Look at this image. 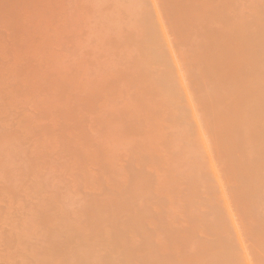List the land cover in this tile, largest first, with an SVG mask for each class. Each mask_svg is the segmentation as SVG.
Returning a JSON list of instances; mask_svg holds the SVG:
<instances>
[{"label": "rangeland", "instance_id": "rangeland-1", "mask_svg": "<svg viewBox=\"0 0 264 264\" xmlns=\"http://www.w3.org/2000/svg\"><path fill=\"white\" fill-rule=\"evenodd\" d=\"M263 67L264 0H0V264H264Z\"/></svg>", "mask_w": 264, "mask_h": 264}, {"label": "bare ground", "instance_id": "bare-ground-1", "mask_svg": "<svg viewBox=\"0 0 264 264\" xmlns=\"http://www.w3.org/2000/svg\"><path fill=\"white\" fill-rule=\"evenodd\" d=\"M259 8H260V7H259ZM255 12H256V11H255ZM174 20H175V19H174ZM250 21H251V20H250ZM241 22H242V21L240 20V23H241ZM173 23H175V22H173ZM236 23H237V22H236ZM240 23H239V24H240ZM251 23H252V22H251ZM239 24H237V25H239ZM243 24H244V23H243ZM253 24H254V23H253ZM230 25H231V24H230ZM235 25H236V24H235ZM176 26H177V25H176ZM232 26H233V25H232ZM244 26H245V24H244ZM230 27H231V26H230ZM234 27H235V26H234ZM237 27H239V26H237ZM245 27H246V26H245ZM161 28H162V27H161ZM246 28H247V27H246ZM246 28H245V29H246ZM233 29H235V28H233ZM240 29H241V27H240ZM162 30H163V29H162ZM237 30H238V29H237ZM234 32H235V31H234ZM239 32H240V30H239ZM244 32H246V31L244 30ZM232 33H233V32H232ZM237 33H238V32H237ZM241 34H242V33H241ZM241 34H240V35H241ZM256 34H257V33H256ZM256 34H255V35H256ZM231 35H232V34H231ZM234 35H235V34H234ZM237 35H239V34H237ZM243 35H244V34H243ZM246 35H247V34H246ZM161 36H162V35H161ZM171 37H172V36H171ZM233 37H234V36H233ZM231 38H232V36H231ZM239 38H241V37H239ZM243 38H244V37H243ZM243 38H242V40H243ZM161 39H162V37H161ZM163 39H164V38H163ZM233 39H234V38H233ZM151 40H152V38H151ZM164 40H165V39H164ZM242 40H241V41H242ZM145 41H146V40H145ZM147 41H150V40H147ZM152 41H154V40H152ZM232 41H236V40H232ZM149 43H150V42H149ZM149 43L147 42V43H145V44H149ZM151 43H153V42H151ZM234 44H235V43H234ZM236 44H237V43H236ZM242 44H243V43H242ZM240 45H241V44H240ZM244 45H245V44H244ZM235 46H236V45H235ZM235 46H234V47H235ZM147 47H149V46H146L145 51H146V49H148ZM243 48H244V47H243ZM248 48H249V47H248ZM255 48H256V47H255ZM235 49H236V48H235ZM143 50H144V46H143ZM237 50H238V48H237ZM241 50H242V48H241ZM145 51H143L142 55H143V54L145 55ZM233 52H235V50H233ZM237 52H238V51H237ZM248 52H249V51H248ZM246 53H247V52H246ZM190 54H191V53H190ZM190 54H189V55H190ZM142 55H141V56H142ZM182 55H183V54H182ZM191 55L193 56V54H191ZM143 57H145V56H143ZM143 57H142V58H143ZM189 57H190V56H189ZM195 57H196V56L193 57V58H194L193 60H192V57H191V60L194 61L195 64H197V61H196L197 59L195 60ZM142 58H141V59H142ZM187 59H190V58H187ZM187 59H186V60H187ZM232 59H233V58H232ZM232 59H231V61H233L234 63H236V61H235V60H232ZM146 60H147V58H146ZM146 60H145V61H146ZM238 61H239V59H238ZM256 61H257V60H256ZM143 62H144V61H143ZM147 62H148V61H147ZM155 62H156V61H155ZM155 62H154V64H155ZM186 62H188V61H186ZM141 63H142V61H141ZM149 63H151V62H149ZM159 63H161V62H159ZM190 63H191V62H190ZM193 64H194V63H193ZM195 64H194V66H195ZM254 64H255V63H254ZM256 64H257V63H256ZM256 64H255V65H256ZM259 64H260V63H259ZM259 64H258V65H259ZM142 65H143V64H142ZM144 65H146V67H147V64H146V63H145ZM144 65H143V66H144ZM149 65H150V64H149ZM149 65H148V67H150ZM151 65H153V64L151 63ZM159 65H160V64H159ZM173 65H174V64H173ZM176 65H177V64H176ZM185 65H186V64H185ZM190 65H191V64H190ZM156 66H157V65H156ZM187 66H188V63H187V65H186V68H187ZM199 66H200V65H199ZM199 66H198V67H199ZM251 66H252V65H251ZM151 67H152V66H151ZM171 67H172V65H171ZM174 67H175V65H174ZM198 67H197V68H198ZM252 67H253V66H252ZM180 68H181V67H180ZM186 68H185V69H186ZM188 68H189V67H188ZM192 68H193V66H192ZM197 68L195 67V70H196V71H198ZM199 68H200V67H199ZM202 68H203V67H202ZM263 68H264V67H263ZM263 68H262V69H263ZM185 69L182 68V70H185ZM190 69H191V68H190ZM258 69H259V68H258ZM191 70H192V69H191ZM200 70H201V69H200ZM203 70H204V69H203ZM203 70H201V71H203ZM219 70H221V69H219ZM219 70L214 69V72H215V73H216V71L220 72ZM263 70H264V69H263ZM153 71H154V70H153ZM186 71H187V70H186ZM192 71H193V70H192ZM184 72H185V71H184ZM187 73L191 75L193 72L189 73V72L187 71ZM187 73H186V75L188 76ZM212 73H213V72H212ZM215 73H214V74H215ZM177 74H178V73H177ZM179 74H181V73H179ZM193 74H194V73H193ZM193 74H192V78H193ZM216 74H217V73H216ZM241 74H242V73H241ZM263 74H264V73H263ZM196 75H197V73H196ZM242 75H244V74H242ZM177 76H178V75H177ZM184 76H185V75H184ZM187 76H186V77H187ZM206 76H207V75H206ZM214 76H215V75H213V77H214ZM216 76H217V75H216ZM216 76H215V77H216ZM162 77H163V76H162ZM196 77H199V78L201 79V76H200V75H197ZM202 77H205V76L202 75ZM180 78H181V75H180ZM207 78L209 79L208 76H207ZM211 78H212V77H211ZM211 78H210V79H211ZM161 79H162V78H161ZM182 79H183V78H182ZM182 79H181V80H182ZM186 79L188 80L189 78H186ZM203 79H204V78H203ZM203 79H201V82H200V83L202 84L201 88H203V82H202V81H204ZM205 79H206V78H205ZM208 79H206L205 81L207 82ZM213 79H214V78H213ZM162 80H163V79H162ZM162 80H161V81H162ZM179 80H180V79H179ZM179 80H178V81H179ZM183 80H184V79H183ZM187 80H186V81H187ZM192 80L194 81L195 78H193ZM192 80L189 81V82H193ZM197 80H199V79H196V81H197ZM159 81H160V80H159ZM199 81H200V80H199ZM162 82H163V81H162ZM162 82H160V83H162ZM179 82H180V81H179ZM183 82H184V81H183ZM194 82H195V81H194ZM196 83L200 84L198 81L195 82V84H196ZM207 83H209V80H208ZM162 84H163V83H162ZM164 84H165V83H164ZM164 84H163V85H164ZM181 84H182V83H181ZM204 84H205V83H204ZM237 84H238V83L235 82V87H239V86H237ZM190 85H191V84H190ZM193 85H194V84H193ZM205 85H207V86H206V89H208V90H209L210 88H212V87H208V84H205ZM108 86H109V85H108ZM108 86H107V88H108ZM167 86H168V85H167ZM185 86H186V85H185ZM196 86H197L198 88H200V86H198V85H196ZM155 87H156V86H155ZM157 87H158V86H157ZM207 87H208V88H207ZM261 87H263V86L261 85ZM102 88L104 89L105 87H102ZM113 88H114V87H113ZM118 88H119V86H118ZM118 88H115L116 91H118V90H117ZM159 88H160V85H159ZM194 88H196V87H194ZM194 88L192 87L191 89L194 90ZM198 88H197V89H198ZM201 88H200V89H201ZM111 89H112V88H111ZM160 89H161V88H160ZM191 89L189 88V91H191ZM197 89H196V90H197ZM238 89L241 91V93L243 92V91L241 90L242 88H241V89L238 88ZM155 90H156V89H155ZM162 90H164V88H163ZM162 90H161L160 92H163ZM184 90H186V89H184ZM193 90H192V93H193L194 95H196L195 90H194V92H193ZM198 90H199V89H198ZM198 90H197V91H198ZM201 90L204 91V90H205V86H204V90H203V89H201ZM210 90H211V89H210ZM252 90H253V89H252ZM103 91H104V90H103ZM109 91L112 92V90H109ZM114 91H115V90H114ZM153 91H154V90H153ZM164 91H165V90H164ZM186 91H187V90H186ZM234 91H235V90H234ZM240 91H239V92H240ZM105 92H106V91H105ZM105 92H104V94H105ZM157 92H158V91H156V92H154V93H157ZM184 92H185V91H184ZM231 92H232V91H231ZM246 92H247V91H246ZM246 92H245V93H246ZM255 92H256V91H255ZM114 93H115V92H114ZM199 93H200V91H199ZM241 93H238V94H241ZM250 93H251V91H250ZM250 93H248V92L246 93V94L248 95V97L246 96V94H243V93L241 94L242 96L244 95V99L248 98L247 102H249V100H250V98H251V96H249ZM107 94H109V93H107ZM115 94H116V93H115ZM193 94H192V95H193ZM227 94H228V93H227ZM235 94H236V93H235ZM112 95H114V94H113V93H112V94L110 93V96H111V97H112ZM116 95H117V94H116ZM153 95H155V94H153ZM158 95H159V94H158ZM241 95H240V97H241V100H242V101H241V100H240V101L238 100V102H239V103L242 102L241 105L243 106V102H245V100L243 99V97H242ZM236 96H237V95H236ZM238 96H239V95H238ZM101 97H102V96H101ZM103 97H105V96H103ZM115 97H116V96H115ZM153 97H154V96H153ZM155 97H156V95H155ZM157 97H158V96H157ZM157 97H156V99H157ZM160 97H161V96H160ZM106 98H107V96H106ZM158 98H159V97H158ZM227 98H228V97H227ZM99 99H100V98H99ZM109 99H112V98H109ZM113 99H114V97H113ZM115 99H116V98H115ZM134 99H135V98H134ZM154 99H155V98H154ZM224 99H225V98H224ZM228 99H229V98H228ZM237 99H238V98H236V100H237ZM158 100H159V99H158ZM217 100H218V99H217ZM243 100H244V101H243ZM101 101H102V100H101ZM114 101H115V100H114ZM140 101H141V100H140ZM140 101H139V102H140ZM150 101H151V100H150ZM150 101H149V102H150ZM199 101H200V100H199ZM202 101H203V100H202ZM202 101H201V102H202ZM221 101H222V100H221ZM226 101H227V100H226ZM226 101H225V102H226ZM109 102L111 103V101H109ZM139 102H137V103L139 104ZM188 102H189V101H188ZM194 102H196V101H194ZM207 102H211V101L208 100V101H206V103H207ZM217 102H218V101H217ZM228 102H229V101H228ZM155 103H156V102H155ZM196 103H198V102H196ZM206 103H205V105H206ZM214 103H216V102H214ZM104 104H105V103H104ZM134 104H135V102H134ZM145 104H146V103H145ZM147 104H154V103H147ZM191 104H192V103H191ZM198 104H199V103H198ZM202 104H204V102H203ZM217 104H222V103H220V101H219V103H217ZM217 104H215V105H217ZM244 104H246V102H245ZM108 105H109V104H108ZM111 105H112V104H111ZM113 105H114V104H113ZM136 105H137V104H136ZM141 105H142V104H141ZM207 105H208V104H207ZM207 105H206V106H207ZM211 105L214 106L213 102L210 104V106H211ZM225 105H226V104H224V107H225V109H226V106H225ZM134 106H135V105H134ZM192 106H193V104L191 105V107H192ZM196 106H198V105H196ZM202 106H203V105H202ZM208 106H209V105H208ZM208 106H207V107H208ZM213 106H211V107H213ZM220 106H221V105H220ZM142 107H143V105H142ZM142 107H141V108H142ZM147 107H148V105H147ZM203 107H204V106H203ZM207 107H206V108H207ZM211 107H209L208 109H211ZM217 107H218V106H217ZM217 107L215 106V108H217ZM227 107H228V106H227ZM239 107L242 108V107L239 105V106H238V109H239ZM112 108H113V107H112ZM206 108H204V110H203V112H202L203 115L205 114V110H206ZM218 108H219V107H218ZM218 108H217V109H218ZM220 108L223 109V107H220ZM131 109H132V108H131ZM136 109H137V107H136ZM136 109H135V110H136ZM142 109H143V108H142ZM148 109H149V108H148ZM194 109H195V108H194ZM194 109H193V110H194ZM197 109H199V110L201 109V111H202L201 106L197 107ZM197 109H196V110H197ZM208 109H207V110H208ZM137 110H139V107H138ZM146 110H147V109H146ZM150 110H151V109H150ZM193 110H192V111H193ZM207 110H206V113L208 114L209 111H207ZM212 110H213V108L211 109V113H212ZM227 110H228V109H227ZM129 111H130V110H129ZM140 111H141V110H140ZM148 111H149V110H148ZM201 111H200V112H201ZM216 111H217V110H216ZM218 111H219V112H218L219 114H221V115L223 114V113H220V112H222V111H220V110H218ZM225 111H226V110H225ZM225 111H223V112L226 113ZM132 112H133V111H132ZM141 112H142V111H141ZM195 112H196V111H195ZM198 112H199V111H198ZM200 112H199V113H200ZM238 112H239V111H238ZM127 113H128V112H127ZM202 113H200V114H202ZM211 113H209L210 116H211ZM214 113H215V112L213 111V114H214ZM130 114H131V113H130ZM133 114H134V113H133ZM146 114H148V112H147ZM193 114H194V113H193ZM200 114H199V115H200ZM216 114H217V113H216ZM228 114H229V113H228ZM135 115H136V114H135ZM197 115H198V114H197ZM132 116H133V115H132ZM132 116H131V117H132ZM205 116H208V117H209V115H206V114H205ZM205 116H204V117H205ZM217 116H218V115H217ZM201 117H202V116H201ZM208 117H205V118L208 119ZM218 117H219V116H218ZM226 117H227V116H226ZM263 117H264V115H263ZM126 118H128V116H127ZM202 118H203V117H202ZM218 119H219V118H218ZM197 120H198V119H196V121H197ZM256 120H257V119H256ZM256 120H255V121H256ZM260 120H262V119H260ZM263 120H264V119H263ZM132 121H133V120H132ZM213 121H215V120H213ZM203 122H204V121H202V123H203ZM257 122H258V121H257ZM263 122H264V121H263ZM195 123L198 124V122H195ZM209 123H210V122H209ZM212 123H213V122H212ZM212 123H211V124H212ZM222 123H223V125H224L225 128L223 127ZM222 123H220L219 126L221 125V126L223 127V130H225V129L227 128L225 131L227 132V135H226L227 138H226V139H227V142H228V139H229V141H230L231 138H232L231 135H228V129H229L228 127H229V126L226 127V126L229 125V124H227V122H222ZM224 123H225V124H224ZM125 125H126V124H125ZM161 125H163V124H161ZM198 125H199V124H198ZM102 126H103V125H102ZM157 126L159 127L158 124H157ZM194 126H195V125H194ZM196 126H197V125H196ZM219 126L217 125V129L219 128V130H217L216 133H217L218 131L221 132L222 127L220 126V127H221V129H220ZM231 126H232V125H231ZM208 127H210V125H209ZM208 127H207V128H208ZM242 127H245V126L243 125ZM162 128H163V126H162ZM170 128H171V127H170ZM201 128H203V127H201ZM207 128H204V129H207ZM210 128H211V127H210ZM213 128H214V127H213ZM231 128H234V127H231ZM231 128H230V129H231ZM245 128H246V127H245ZM247 128H248V127H247ZM155 129H156V128H155ZM160 129H161V128H160ZM160 129H159V130H160ZM204 129H203V131L205 132L206 130H204ZM167 130H168V129H167ZM169 130H170V129H169ZM191 130H192V129H191ZM197 130H198V129H197ZM207 130L210 131L211 129L209 130V128H208ZM246 130H247V129H245V130H243V131H246ZM102 131H103V130H102ZM155 131H156V130H155ZM162 131H163V129H162ZM164 131H165V129H164ZM194 131H195V129H194ZM194 131H193V132L190 131V132L194 133ZM208 131H206V132H208ZM211 131H212V130H211ZM225 131H222V133L224 132V134H225ZM172 132H173V131H172ZM188 132H189V131H188ZM240 132H242V131L239 130V133H240ZM247 132H248V131H246V133H247ZM249 132H250V131H249ZM157 133H158V132H157ZM159 133H160V132H159ZM229 133H232V131L230 130ZM236 133L238 134V132H236ZM243 133H245V132H243ZM243 133H242V134H243ZM246 133H245V134H246ZM251 133H252V132H251ZM189 134H190V133H189ZM202 134H203V133H202ZM249 134H250V133H249ZM62 135H64V134H62ZM102 135H103V134H102ZM146 135H148V134H146ZM160 135H161V134H160ZM165 135H166V132H165ZM170 135H171V134H170ZM173 135H174V133H173ZM192 135H193V134H192ZM192 135H190V137H192ZM194 135H195V134H194ZM198 135H199V134H198ZM216 135L218 136V135H219V132H218V134H216ZM220 135H222V134H220ZM220 135H219V139H217V137H216V139H215V140H217V141H215V143L217 142L218 145H222L223 143H226V142L223 141V139H225V138H224L225 136L222 135V137H223V138H222ZM247 135H248V134H247ZM151 136H153V135L151 134ZM158 136H159V135H158ZM253 136H254V135H251L252 138H253ZM155 137H156V135H155ZM155 137H154V138H155ZM159 137H160V136H159ZM211 137H212V136H211ZM211 137H210V136H207V140H205V138H204L205 141L203 140V141H201V142H206V141H208V138H209L211 141H213ZM213 137H214V136H213ZM220 137L222 138V140L220 139ZM229 137H230V138H229ZM245 137H247V136H245ZM154 138H153V139H154ZM164 138H166V137H164ZM192 138H193V137H192ZM192 138H191V140H192ZM150 139H151V138H150ZM173 139H174V138H173ZM173 139H172V140H173ZM226 139H225V140H226ZM166 140H167V139H165V141H166ZM169 140H170V139H169ZM218 140H221V141L218 142ZM162 141H163V140H162ZM162 141H159V142H162ZM176 141H177V140H176ZM211 141H210V142H211ZM231 141H232V140H231ZM247 141L250 142L249 139H248ZM220 142H221L222 144H219ZM232 142H233V141H232ZM217 143H216V145H217ZM156 144H157V141H156ZM158 144H159V143H158ZM167 144H168V142H167ZM205 144H207V142H206ZM228 144H229V143H228ZM165 145H166V144H165ZM212 145H214L213 142H212ZM212 145H211V147H210L211 150H213V149L216 148L215 146H214V148H212ZM226 145H227V144H226ZM226 145L224 144V146H226ZM79 146H80V145H79ZM155 146H157V145H155ZM160 146H163V142H162V145H160ZM203 146H204V145H203ZM224 146L218 147V149H221V151H218L219 153L221 152V154H222L223 149H224V148L222 149V147H224ZM152 147H153V146H152ZM207 147H209V145H208ZM156 148H157V147H155V151H157ZM177 148H178V147H177ZM205 148H206V146H205ZM210 148H208V149H210ZM263 148H264V146H263ZM263 148H262V149H263ZM78 149H79V147H78ZM150 149H152V148H150ZM169 149L171 150V148H169ZM174 149H175V148H174ZM206 149H207V148H206ZM143 150H144V149H143ZM162 150H163V149H162ZM215 150H216V152H217V149H215ZM215 150H213V151L215 152ZM228 150H229V149H228ZM76 151H77V150H76ZM155 151H154V152H155ZM158 151H159V148H158ZM164 151H165V149H164ZM168 151H169V150H168ZM168 151H167V152H168ZM173 151H174V150H173ZM204 151H205V150H204ZM206 151H207V150H206ZM82 152L84 153V151H82ZM159 152H160V151H159ZM162 152H163V151H162ZM162 152H161V153H162ZM167 152L165 151V153H167ZM218 152H217V153H218ZM225 152H226V151L224 150L223 153H225ZM261 152H263V151H261ZM139 153H140V152H138L137 155H139ZM141 153H142V152H141ZM145 153H146V152H145ZM145 153H144V154H145ZM231 153H232V152H230V154H231ZM147 154H148V153H147ZM151 154H152V153H151ZM209 154H210V153H209ZM214 154L217 155L216 153H214ZM221 154H220V156H223V155H221ZM225 154H228V151H227ZM81 155H82V154H81ZM81 155H80V157H81ZM142 155H143V154H142ZM142 155H141V156H142ZM166 155H167V154H166ZM231 155H232V154H231ZM76 156H77V155H76ZM168 156H170V155L168 154ZM220 156H219V155L216 156L215 160L217 159V157L220 158ZM227 156H229V155H225V157L228 158L227 160H229V157H227ZM214 157H215V156H214ZM136 158H137V156H136ZM104 159L106 160V158H104ZM137 159H139V157H138ZM148 159H149V158H148ZM220 159H221V158H220ZM102 160H103V159H102ZM105 160H104V162H105ZM141 160H142V159H141ZM144 160H145V158H144ZM160 160H162V159H160ZM160 160H158V161H160ZM167 160H168V159H167ZM221 160L226 161V160H224L223 157H222ZM136 162H137V161H136ZM143 162H144V161H143ZM155 162H156V161H155ZM106 163H107V162H106ZM144 163H145V162H144ZM153 163H154V162H153ZM225 163H226V162H225ZM139 164H140V163L138 162V165H139ZM230 164H231V163H230ZM101 165H102V164H101ZM105 165H106V164H104V166H105ZM141 165H142V163H141ZM104 166H103V167H104ZM110 166H111V165H110ZM144 166H145V165H144ZM229 166H230V165H228L227 167H229ZM107 167H108V166H107ZM147 167H148V166H147ZM213 167H214V166H213ZM217 167H218V166H217ZM141 168H142V166H141ZM145 168H146V167H145ZM145 168H144V169H145ZM149 168H150V167H149ZM231 168H232V167H230V169H231ZM152 169H153V168H152ZM213 169H214V168H213ZM222 169H223V168H222ZM226 169H227V168H226ZM230 169H229V170H230ZM263 169H264V168H263ZM139 171H140V169H139ZM144 171H145V170H144ZM151 171H152V170H151ZM155 171H156V169H155ZM213 171H215V170H213ZM148 172H149V170H148ZM211 172H212V171H211ZM262 172H263V170H262ZM115 173H116V172H115ZM122 173H123V172H122ZM153 173H155V172H153ZM153 173L151 172V174H153ZM175 173H176V172H175ZM144 174H145V173H144ZM156 174H157V173H156ZM173 174H174V173H173ZM216 174H218V173H216ZM243 174H244V173H243ZM245 174H247V173H245ZM262 174H263V173H262ZM105 175H107V173H106ZM121 175H124V174H121ZM237 175L240 176V178H239V177H236V180H237V186H238V183L241 182L240 179H242V178H241V175H240V174H237ZM144 176H145V175H143V177H144ZM174 176H175V175H174ZM216 176H217V175H216ZM244 176H246V175H244ZM244 176H243V177H244ZM254 176H255V175H254ZM89 177H90V176H89ZM221 177H222V176H221ZM161 178H162V177H161ZM232 178H233V177H232ZM238 178H239V181H238ZM244 178H245V177H244ZM246 178H247V177H246ZM156 179H158V177H157ZM252 179H253V178H252ZM252 179H251V180H252ZM91 180H92V179H91ZM167 180H168V179H167ZM229 181H230V180H229ZM244 181H245V179H244ZM246 181H247V180H246ZM248 181H249V180H248ZM248 181H247V182H248ZM88 182H89V181H88ZM157 182H158V181H157ZM157 182H156V184H157ZM222 182H223V181H222ZM234 182H235V181H234ZM247 182H245V183H247ZM245 183H243V180H242V184H243V185H241V186L243 187L244 185H246ZM158 184H159V183H158ZM170 184H171V183H170ZM248 184H249V183H248ZM248 184H247V186H249ZM160 185H161V184H160ZM239 185H240V184H239ZM161 186H164V185H161ZM164 187H165V186H164ZM168 187H169V186H168ZM235 187H236V186H235ZM235 187H234V188L232 187V188H233V189H236ZM263 187H264V186H263ZM222 188H223V187H222ZM244 188H245V187H244ZM99 189H100V188H99ZM163 189H164V188H163ZM173 189H174V188H173ZM246 189H247V188H246ZM161 190H162V189H161ZM175 190H176V189H175ZM240 190H241V188H240ZM248 190H249V189H247L246 191H248ZM250 190H251V189H250ZM257 190H260V189H257ZM257 190H256V191H257ZM98 191H99V190H98ZM164 191H165V190H164ZM168 191H169V190H168ZM172 191H173V190H172ZM242 191H243V190H242ZM242 191H240V192H242ZM246 191H244V192H246ZM252 191H254V190H252ZM262 191L264 192V190H262ZM262 191H260V192H262ZM161 192H163V191H161ZM161 192H160V190H159V193H160V194H161ZM233 192H236V191H233ZM233 192H232V193H233ZM159 193H158V194L156 193V194L159 195ZM168 193H169V192H168ZM168 193L166 192V195H167ZM237 193H238V192H237ZM250 193H252V192H250ZM54 194H56V193H54ZM54 194H53V195H54ZM156 194H155V195H156ZM164 194H165V193H164ZM233 194H234V193H233ZM239 194H242V193H239ZM258 194L260 195L259 192H258ZM258 194H257V196H258ZM262 194H264V193H261V196H262ZM56 195H57V194H56ZM170 195H171V194H170ZM235 195H236V194H235ZM253 195H254V194H253ZM253 195H252V196H253ZM159 196H160V195H159ZM162 196H163V195H162ZM224 196H225V195H224ZM240 196H241V195H240ZM244 196H245V194L243 195V197H244ZM248 196H249V198H250V194H248ZM263 196H264V195H263ZM54 197H55V196H54ZM54 197H53V198H54ZM56 197H57V196H56ZM156 197H157V196H156ZM169 197H170V196H169ZM236 197H237V196H234L233 199H234V198L236 199ZM246 197H247V196H246ZM163 198H164V197H163ZM256 198H257V197H256ZM258 198H260V196H259ZM258 198H257L256 200H259ZM261 198L264 199L263 197H261ZM261 198H260V199H261ZM55 199H56V198H55ZM158 199H159V198H158ZM165 199H167V198H165ZM251 199L254 200L255 198H252V197H251ZM160 200H162V199H160ZM172 201H174V200H172ZM233 201H235V200H233ZM242 201H243V200H242ZM262 201H263V200H262ZM157 202H158V201H157ZM161 202H162V201H161ZM164 202H165V201H164ZM164 202H163V203H164ZM168 202H169V201H168ZM170 202H171V201H170ZM229 202H230V201H229ZM231 202H232V201H231ZM243 202H244V201H243ZM99 203H100V202H99ZM173 203H174V202H173ZM223 203H224V201H223ZM236 203H237V204H240L241 202H240V203H239V202H236ZM97 204H98V203H97ZM225 204H226V203H225ZM233 204L235 205V203H233ZM244 204H246V203H244ZM222 205H223V204H222ZM231 205H232V204H231ZM153 206H155V205H153ZM224 206H225V205H224ZM226 206H227V205H226ZM228 206H229V205H228ZM232 206H233V205H232ZM232 206H231V207H232ZM246 206H247V205H246ZM246 206H245V208H246ZM261 206H262V205H261ZM57 207H58V206H56V209H57ZM95 207H96V206H95ZM156 207H157V206H156ZM220 207H222V206H220ZM239 207H240V206H239ZM53 208H55V207H53ZM97 208H98V207H97ZM173 208H175V207H173ZM227 208H228V207H227ZM236 208H237V207H236ZM242 208H243V207L241 206V209H240V210H242ZM245 208H244V209H245ZM75 209H76V208L74 207V210H75ZM155 209H156V208H155ZM221 209H222V208H221ZM224 209H226V208H224ZM234 209H235V207H234ZM251 209H252V210H251ZM251 209H250V210H251L252 212L255 211V210L253 211V208H251ZM256 209L261 210V209H259V207L256 208ZM70 210H71V209H70ZM76 210H77V209H76ZM227 210H228V209H227ZM229 210H230V209H229ZM229 210H228V211H229ZM232 210H233V208H232ZM235 210H236V209H235ZM235 210H234V211H235ZM246 210L248 211V209H246ZM246 210H244V211H246ZM262 210H264V207H263V206H262ZM262 210H261V211H262ZM53 211H55V210L53 209ZM71 211H72V210H71ZM238 211H239V210H238ZM76 212H77V211H76ZM81 212H82V211H81ZM87 212H88V211H87ZM87 212H86V213H87ZM255 212H256V211H255ZM51 213H52V212H51ZM74 213H75V212H74ZM162 213H164V212L162 211ZM162 213H160L161 216H162ZM238 213H239V212H238ZM246 213L249 214V212H246ZM246 213L244 212V215H243V213H242V215H243V216H246V215H247ZM75 214H76V213H75ZM79 214H80V213H79ZM90 214H91V212H90ZM92 214H93V213H92ZM228 214H230V211L228 212ZM228 214H227V216H228ZM245 214H246V215H245ZM256 214H258V213H255V216H254V217H259V216H256ZM259 214H260V213H259ZM52 215H53V214H52ZM77 215H78V213H77ZM82 215H83V214H82ZM94 215H95V214H94ZM166 215H167V213H166ZM231 215H232V214H230L229 216H231ZM239 215H240V214H239ZM242 215H241V216H242ZM262 215H264V214H262ZM54 216H55V215H54ZM56 216H57V214H56ZM75 216H76V215H75ZM83 216H84V215H83ZM88 216H89V215H87V217H88ZM243 216H242V217H243ZM250 216H251V214H250ZM250 216H249V217H250ZM58 217H59V216H58ZM72 217H74V216L72 215ZM90 217H91V216H90ZM169 217H170V216H169ZM236 217H238V216H236ZM92 218H94V217H92ZM95 218H96V217H95ZM162 218H163V217H162ZM164 218H165V217H164ZM231 218H233V216H232ZM239 218H240V217H239ZM251 218H252V217H251ZM260 218H261V217H260ZM10 219H13V218L10 217ZM15 219H16V218H15ZM15 219H14V220H15ZM77 219H79V218L77 217ZM160 219H161V218H160ZM167 219H168V218H167ZM240 219H241V218H240ZM245 219H246V218H245ZM245 219L243 218L244 222H245ZM249 219H250V218H249ZM82 220H84V219L82 218ZM158 220H159V219H158ZM165 220H166V219H165ZM165 220H164V221H165ZM232 220H233V219H232ZM237 220H238V218H237ZM252 220H253V218H252ZM77 221H79V220H77ZM91 221H92V220H91ZM160 221H161V220H160ZM240 221H241V220H240ZM246 221H247V219H246ZM255 221H256V220H255ZM262 221H263V222H261V220H260L261 223H264V220H262ZM16 222H17V221L14 222L15 224L11 225L12 229H13V226L16 225ZM75 222H76V221H75ZM81 222H82V221H81ZM95 222H96V221H95ZM156 222H157V220H156ZM165 222H166V221H165ZM249 222H250V221H249ZM249 222H248V223H249ZM11 223H12V221H11ZM97 223H98V222H97ZM162 223H163V222H162ZM246 223H247V222H246ZM248 223H247V224H248ZM83 224H85V223H83ZM165 224H166V223H165ZM247 224H246L245 226H248V225H249V224H248V225H247ZM250 224H251V223H250ZM256 224H257V223H256ZM258 224H259V223H258ZM258 224H257V225H258ZM79 225H80V224H79ZM156 225L158 226V225H160V224H157V223H156ZM251 225H252V224H251ZM251 225H250V226H251ZM253 225H254V224H253ZM253 225H252V227H253ZM16 226H18V224H17ZM19 226L21 227V225H19ZM22 226H23V225H22ZM53 226H54V224H53ZM75 226L78 227L77 225H75ZM85 226H86V225H85ZM154 226H155V225H154ZM161 226H162V225H161ZM20 227H19V229H20ZM81 227H83V226H81ZM81 227L79 226V229H80ZM158 227H159V226H158ZM15 228H16V227H14V229H15ZM57 228H58V227H57ZM57 228H56V229H57ZM84 228H85V230H86V227H84ZM84 228H83V229H84ZM155 228H157V227L155 226ZM247 228H248V227H247ZM249 228H250V227H249ZM253 228H256V226L254 225ZM253 228H251V229H253ZM258 228H259V227H258ZM14 229H13V232H14ZM17 229H18V227H17ZM17 229H16V230H17ZM244 229H245L246 233L249 231L248 234L251 232V231H250L251 229H248V231H247L246 228H244ZM16 230H15V232H16ZM257 230H258V229H257ZM257 230H254V231L256 232ZM11 231H12V230H11ZM11 231H9V232H11ZM19 231H20V230H19ZM19 231H18V233H19ZM29 231H30V230H29ZM57 231H58V230H57ZM254 231H253V232H254ZM258 231H260V233H258V234L260 235V234H261V230H258ZM6 232H8V231H6ZM9 232H8V234H9ZM13 232H12V233H13ZM22 232H23V231H22ZM61 232H62V231H61ZM12 233H11V234H12ZM56 233H58V232H56ZM56 233H54V234H56ZM159 233H160V232H159ZM159 233H157L156 236H157ZM14 234H15V233H14ZM14 234H13V236H14ZM20 234H22V233L20 232ZM54 234H53V235H54ZM160 234H161V233H160ZM248 234H247V235H248ZM250 234H253V236H254V234H257V232H256V233H250ZM250 234H249V235H250ZM258 234H257V235H258ZM16 235H18V234H16ZM249 235H248V237L250 238ZM257 235H256V239L254 238L255 236L253 237L254 239L251 237V238H252V241L258 239V238H257ZM56 236H57V235H56ZM94 236H95V235H94ZM18 237H20V235H19ZM18 237H17V238H18ZM44 237H45V236H43V238H44ZM47 237H48V236H47ZM64 237H65V236H64ZM66 237H67V235H66ZM100 237H101V236H100ZM100 237H99V238H100ZM149 237H150V235H149ZM154 237H155V236H154ZM248 237H246V239H248ZM260 237H261V235H260ZM45 238H46V237H45ZM51 238H52V237H51ZM97 238H98V237H97ZM47 239H48V238H47ZM57 239H59V238H57ZM61 239H62V238H61ZM70 239H72V238H70ZM94 239H95V238H94ZM149 239H150V238H149ZM151 239H152V238H151ZM156 239H158V238H156ZM263 239H264V238H263ZM17 240H18V239H17ZM38 240H40V238H39ZM45 240H46V239H45ZM45 240H44V241H45ZM53 240H54V239H53ZM67 240H69V238H68ZM86 240H87V239H85V244H86ZM91 240H93V239H91ZM91 240H90V241H91ZM96 240H97V239H96ZM18 241H19V240H18ZM47 241H48V240H47ZM63 241H64V239H63ZM65 241H66V240H65ZM65 241H64V242H65ZM80 241H81V240H80ZM93 241H94V240H93ZM149 241H150V240H149ZM149 241H148V242H149ZM161 241H162V240L157 241V242H161ZM249 241H250V240H249ZM252 241H251V242H252ZM4 242H5V241H4ZM20 242H21V241H20ZM31 242L33 243V241H31ZM38 242H39V241H38ZM70 242H71V241H70ZM74 242H76V241L74 240ZM74 242H73V243H74ZM83 242H84V241H83ZM95 242H96V241H95ZM99 242H100V241H99ZM165 242H166V241H165ZM247 242H248V241H247ZM255 242H256V241H255ZM258 242H259V241H258ZM262 242H263V240H262ZM6 243H7V242H6ZM18 243H19V242H18ZM43 243H44V242H43ZM65 243H66V242H65ZM76 243H77V242H76ZM88 243H89V241H88ZM100 243H101V242H100ZM100 243H99V244H100ZM174 243H175V242H174ZM256 243H257V242H256ZM256 243H255V246H256ZM0 244H1V243H0ZM23 244H25V243H23ZM30 244H31V243H30ZM34 244H35V242H34ZM38 244H39V243H38ZM53 244H54V243H53ZM61 244H63V243H61ZM68 244H69V243H68ZM83 244H84V243H83ZM90 244L92 245V243H90ZM94 244H95V243H94ZM96 244H98V243L96 242ZM96 244H95V245H96ZM165 244H167V242H166ZM165 244H164V245H165ZM168 244H169V243H168ZM246 244H247V243H246ZM4 245H5V244H4ZM54 245H55V244H54ZM71 245H72V244H71ZM114 245H115V244H114ZM147 245H148V244H147ZM157 245H158V243H157ZM164 245H163V246H164ZM172 245H173V244H172V242H171V246H172ZM175 245H176V244H175ZM258 245L261 246V243L258 244ZM258 245H257V247H260V246H258ZM26 246H27V245H26ZM57 246H58V245H57ZM62 246H63V245H62ZM62 246H61V247H62ZM66 246L68 247V245H66ZM69 246H70V245H69ZM80 246H81V245H80ZM85 246H86V245H85ZM161 246H162V245H161ZM171 246H170V247H171ZM177 246H178V243H177ZM212 246H213V245H212ZM246 246H247V245H246ZM252 246H253V245H252ZM255 246H254V247H255ZM262 246H263V245H262ZM28 247H29V246H28ZM37 247H38V246H37ZM59 247H60V246H59ZM73 247H74V246H73ZM97 247H98V246H96V248H97ZM99 247H100V246H99ZM117 247H118V246H116V248H117ZM165 247H166V246H165ZM248 247H249V246H248ZM39 248H40V247H39ZM56 248H57V247H56ZM151 248H152V247H151ZM154 248H155V247H154ZM31 249H32V248H31ZM58 249H59V248H58ZM60 249H61V248H60ZM86 249H87V247H86ZM159 249H160V247H159ZM161 249H162V250H161ZM161 249H160V250L163 251V248H161ZM166 249H167V248H166ZM170 249H171V248H170ZM170 249H167V250L169 251ZM175 249H176V247H175ZM255 249H256V248H255ZM28 250H29V249H28ZM28 250H27V252H28ZM65 250H66V249H65ZM74 250H75V249H74ZM87 250H89V248H88ZM92 250H93V249H92ZM92 250H91V251H92ZM172 250H174V249H172ZM244 250H245V249H244ZM252 250H253V249H252ZM257 250H258V248H257ZM39 251H40V250H39ZM43 251H44V250H43ZM43 251H41V252L43 253ZM98 251H101V249H98ZM170 251H171V250H170ZM175 251H176V250H175ZM175 251H174V252H175ZM209 251H210V250H209ZM3 252H4V251H3ZM31 252H32V250H31ZM37 252H38V251H37ZM67 252H68V251H67ZM96 252H97V251H96ZM103 252H104V251H103ZM159 252H160V251H158V253H159ZM172 252H173V251H172ZM210 252H211V251H210ZM240 252H241V251H240ZM251 252H252V251H251ZM256 252H257V251H256ZM59 253H60V252H59ZM65 253H66V251H65ZM91 253H93V251H92ZM160 253H161V252H160ZM242 253H243V252H242ZM0 254H1V253H0ZM2 254H3V253H2ZM29 254H30V252H29ZM33 254H35V253H33ZM40 254H41V253H40ZM69 254H70V252H69ZM102 254H103V253H102ZM104 254H105V253H104ZM161 254H163V253H161ZM263 254H264V253H263ZM263 254H262V255H263ZM5 255H6V254H5ZM5 255H4V256H5ZM55 255H58V254H55ZM59 255H60V254H59ZM63 255H64V254H63ZM63 255L61 254V256H62V259H61V257H60L61 260H63ZM66 255H67V254H66ZM92 255H93V254H92ZM98 255H99V254H98ZM147 255H148V254H147ZM150 255H151V254H150ZM165 255H166V254H165ZM174 255H175V254H174ZM174 255H173V256H174ZM242 255H243V254H242ZM64 256H65V255H64ZM100 256H101V255H99L98 257H100ZM152 256H155V255H152ZM170 256H171V255H170ZM203 256H204V255H203ZM238 256H239V255H238ZM249 256H250V255H249ZM68 257H70V256H68ZM92 257L94 258V256H92ZM96 257H97V256H96ZM147 257H148V256H147ZM149 257H150V256H149ZM161 257H162V256H161ZM164 257H165V256H164ZM252 257H254V256H252ZM256 257H257V256H255V258H256ZM263 257H264V256H262V258H261V256H260V257H259L260 259H258V261L261 260V259L264 260ZM64 258H66V257H64ZM89 258H90V257H89ZM209 258H210V257H209ZM209 258H208V259H209ZM6 259H7V258H6ZM57 259H59V258H57ZM91 259H92V258H91ZM99 259H100V258H99ZM104 259H105V256H104ZM158 259H159V258H158ZM163 259H165V258H163ZM163 259H162V260H163ZM166 259L169 260V256H168ZM203 259H204V257H203ZM237 259H238V257H237ZM51 260H52V259H51ZM107 260H108V259H107ZM150 260H151V259H150ZM152 260H153V259H152ZM152 260H151V261H152ZM156 260H157V259H156ZM242 260H243V259H242ZM242 260H241V261H242ZM263 260H262V261H263ZM95 261H97V260H95ZM121 261H123V260H121ZM145 261H146V260H145ZM153 261H155V260H153ZM200 261H201V260H200ZM244 261H245V260H244ZM249 261H250V260H249ZM253 261H255L254 258H253ZM256 261H257V259H256ZM57 262H58V261H57ZM63 262H64V261H63ZM99 262H100V261H99ZM157 262H159V261H157ZM206 262H208V261H206ZM206 262H205V264H207ZM245 262H247V260H246ZM54 263H56V262L54 261ZM59 263H61V262H59ZM127 263H128V262H127ZM147 263H148V262H147ZM151 263H153V262H151ZM155 263H156V262H155ZM159 263H160V262H159ZM201 263H202V262H201ZM242 263H243V261H242ZM256 263H257V262H256ZM261 263H262V262H259V264H261ZM263 263H264V262H263ZM52 264H53V263H52ZM63 264H64V263H63ZM65 264H66V263H65ZM119 264H120V263H119ZM121 264H122V263H121ZM156 264H157V263H156ZM198 264H199V263H198ZM212 264H213V263H212ZM247 264H248V263H247ZM257 264H258V263H257Z\"/></svg>", "mask_w": 264, "mask_h": 264}]
</instances>
